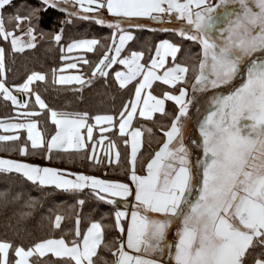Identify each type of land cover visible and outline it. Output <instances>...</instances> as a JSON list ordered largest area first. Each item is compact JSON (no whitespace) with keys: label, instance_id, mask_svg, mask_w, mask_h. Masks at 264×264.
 <instances>
[{"label":"snow or ice","instance_id":"snow-or-ice-1","mask_svg":"<svg viewBox=\"0 0 264 264\" xmlns=\"http://www.w3.org/2000/svg\"><path fill=\"white\" fill-rule=\"evenodd\" d=\"M12 3L13 0H0V42L10 43L13 53L36 48L32 20L39 19V10H30L27 15L9 14L6 22L4 9ZM41 3L53 8L58 3L71 4L78 7L79 12L68 8L61 11L78 16L80 12L94 13L103 8L111 16L125 20L148 18L163 23V17L167 16V22L171 23L175 16L177 21H184L185 26L160 30L175 31L182 39L198 43L200 59L191 68L194 81L191 84L193 95L189 97L184 85L188 83L190 69L177 62L181 52L179 44L162 41L147 64L142 63L144 53L140 51L121 58L126 43L134 37L121 27L120 20L106 22L103 18L80 16L113 29L111 44L92 68L90 77L57 75L54 69L52 82L75 83L81 87L74 91H81L95 78H107V69L114 64L124 66L126 71L115 72L119 87L123 89L136 82L134 99L123 105L118 121L119 135L130 136V141L125 139L124 143H130L131 147L128 161L131 185L83 174L69 173L67 175L75 176L69 179L61 170L6 158H0V174L17 173L41 188L54 187L65 192L91 189L93 195L108 204H116V200L108 197L124 201L134 197L135 203L128 202L125 210L115 211V230L120 237L113 245L105 242L104 225L93 221L82 232L77 216L70 242L63 237L49 238L25 248L22 244L14 245L11 240L0 239V264H42V260L33 262L31 258H43L49 253L65 264H108L99 254L101 248L111 253L114 258L111 264H249L252 250L264 249V0H216L215 3L212 0H41ZM232 4H238L239 11L230 8ZM52 39L59 44L61 33L54 34ZM99 45L97 39H84L69 44L66 51L94 52ZM5 55V48L0 47V98L25 111L17 114V119L22 118L24 122L0 121V129L13 133L26 130L33 149L46 146L49 152L53 149L67 152L85 148L80 130L86 128L91 140L94 127L88 123V113L58 112L49 108L31 87L36 82L47 81L41 72L33 71L22 84L8 87ZM168 57H171V66H167ZM61 59L72 57L62 56ZM80 62L90 63L83 58ZM76 68L77 63H68L59 71ZM155 82L170 89L178 88V94L168 90L163 91L162 97L153 94ZM14 91L29 99L20 101ZM196 93L211 95L208 107L198 120L199 138L192 140L199 150L193 166L189 148L184 143L183 128ZM32 96L40 111L27 110ZM166 101L174 102L178 111L170 126L160 129L163 142L144 166V174H138L136 165L143 147L142 138L145 132L151 136L153 129L135 128L133 120L137 113L145 120H153L155 113L171 115L166 110ZM44 111L50 114L51 123L55 125V134L47 141L37 130L38 121L30 119ZM93 119L96 125L110 126L102 128V133L116 127V118L112 115H96ZM20 139L18 134L0 135V142ZM105 139L107 137L102 136L100 143ZM109 148L116 149V144L110 142ZM19 154H28L26 144L19 148ZM106 155L109 163L119 164L118 150L115 160L110 153ZM89 159L100 162L95 155ZM7 196V192H0V197L7 199ZM77 203L82 206L85 201L80 199ZM25 207L31 209L34 203H27ZM20 215L26 217L30 212ZM63 220V216L56 215L54 227L59 229ZM174 226L175 235L169 239ZM252 264H264V251L254 257Z\"/></svg>","mask_w":264,"mask_h":264},{"label":"trees","instance_id":"trees-1","mask_svg":"<svg viewBox=\"0 0 264 264\" xmlns=\"http://www.w3.org/2000/svg\"><path fill=\"white\" fill-rule=\"evenodd\" d=\"M38 9L39 19L33 18L32 25L37 34L41 35L36 48L26 50L22 53L11 51L9 43L0 42V47L5 48V66L6 85L14 88L20 85L27 78V75L33 71L41 72L46 75L47 81L37 83L33 90L38 92L49 108L58 112L67 113H88V121H92L96 115H112L116 118V126L119 121V112L123 105L133 98L135 84L128 85L126 88H120L115 79L114 73L116 66L107 69L109 76L107 78L97 77L90 85H85L81 91L74 89L81 86H58L52 82L53 70L59 69L63 61L61 59V47L71 41L80 39H97L100 45L94 52L86 53L85 58L90 61L89 64L82 66V70L91 76L92 68L98 62L103 52L111 44L112 30L100 26L92 20H85L71 17L63 12L53 8L45 7L37 0H14L4 9V16L7 22V16L19 12L20 15H27L30 10ZM12 27V25H8ZM62 30V32H61ZM61 33L62 39L57 44L52 36ZM134 38L126 47L124 54L132 51L144 53L142 63L147 64L153 56L156 44L159 41L168 40L181 46V52L178 54L177 62L189 66L188 83L189 86L194 79L191 71L193 64H198L201 48L198 43L184 40L175 32L133 30ZM164 90L175 91L162 85L153 86V93L161 95ZM196 100L190 108L191 131L189 133L188 147L196 161L199 150L192 140L199 138L197 124L204 110L208 107V97L211 93H196ZM199 109V112L197 111ZM166 110L171 115H156L153 120L143 121L136 118L133 121L134 127L152 128L153 134L149 136L147 132L143 136V147L138 156L137 165L144 169L147 161L163 142L162 127H169L171 119L178 111L172 103H166ZM15 117V110L9 103L0 98V121H10ZM50 114L44 111L42 115L33 117L38 121V128L47 141L54 133V125L50 122ZM18 141L0 142V156L20 158L24 160L45 162V149L36 151L27 149L28 154L21 156L19 148L25 144L23 132ZM120 152V162L114 167H110L108 174L112 177H124L128 171V147L124 143L125 137L117 133L116 127L108 134ZM36 154V155H35ZM202 155V153H200ZM49 164L56 167L81 171L86 173H98L103 167L93 164L88 160V150L80 152H54L49 155ZM0 192H7V199L0 197V239L13 241L14 245L22 244L25 248L35 242L44 239L65 238L71 241L74 237L77 216L80 218V229L85 231L91 222H100L105 226V242L113 245L118 231L115 230V211L118 206L105 203L99 200L93 192L85 189L83 192H65L54 187L41 188L33 184L18 174H0ZM19 197L14 199V197ZM83 199L85 203L81 206L77 203ZM27 203H34L31 209L26 208ZM7 204V206H5ZM21 212H30L29 216L23 217ZM56 215L64 217L59 229L54 227ZM264 251V249L255 248L252 255L249 256V264H252L254 257ZM99 254L108 260L111 264L114 259L111 253L104 248L99 250ZM14 259V256H10ZM38 259L42 264H65V261L51 256L43 258H32L33 262Z\"/></svg>","mask_w":264,"mask_h":264},{"label":"crops","instance_id":"crops-1","mask_svg":"<svg viewBox=\"0 0 264 264\" xmlns=\"http://www.w3.org/2000/svg\"><path fill=\"white\" fill-rule=\"evenodd\" d=\"M14 1V0H13ZM39 2H41V0H37ZM213 3L216 2V0H212ZM45 6V5H44ZM45 7H48V6H45ZM95 7V6H94ZM48 8H53V7H48ZM62 8H68L70 9L71 11H76V12H79V8L78 7H75L71 4H64V3H58V6H57V11H60V12H63L67 15H69L68 13L64 12V11H61ZM82 15H88L90 17H97V18H103L106 22H115L116 20H120L121 22V27L126 31L128 32L129 34H131L133 37H134V34H133V30H149V31H162L160 29H176L177 27L176 26H185V25H181V23H185L184 21H177L175 19V16L172 17V22L171 23H168V19L169 17L167 16H164L163 17V20L164 22L163 23H160V22H155L151 19H148V18H131L130 20H125L124 18L122 17H114V16H111L108 12H107V9L106 8H103V9H100L98 10L97 12H94V13H82L80 12V16ZM71 17H75V18H80V16L78 15H69ZM81 19V18H80ZM89 20H92L95 22L94 19H89ZM180 23V24H178ZM97 24V23H96ZM100 25V24H98ZM132 25H141L143 27H134ZM102 26V25H100ZM175 26V27H174ZM25 28L27 27V25L24 26ZM103 27H107L106 25H103ZM109 28V27H107ZM111 29V28H110ZM112 30V33H113V29ZM165 32V31H163ZM167 32V31H166ZM168 32H175V31H168ZM176 33V32H175ZM36 36H37V43L40 41L41 39V35L35 33ZM17 35H21V32H17ZM27 39V37H25V40ZM80 40H84V39H80ZM75 41H79V40H75ZM132 41V40H131ZM131 41H128L124 47V50L122 51V54H121V58L125 57V56H129L131 54L128 53V54H124V51L126 49V47L128 46V44L131 42ZM74 41H71L69 42L68 44L64 45L61 47V52H62V55L63 56H68V57H72V59H68V60H62L63 63L62 65L59 67L58 71H57V75H83L85 78L87 77H90L86 72H84L82 70V66H84L85 64H83L82 62H80V58H83V59H86L85 58V54L86 53H91V52H85L83 50H74L73 52L71 53H68L66 51L67 49V46L71 43H73ZM117 42H118V36H117ZM162 41H159L156 46H155V49H154V53H153V56H155L156 54V47L157 45H159ZM10 44V43H9ZM62 49H64V51H62ZM26 50H30V49H26ZM25 50V51H26ZM152 56V57H153ZM178 57V56H177ZM167 66H171L172 64V61H171V57H168L167 58ZM68 63H77V68L76 69H66L64 72H60L59 70L61 68H65L66 64ZM179 63V62H178ZM113 66H116L117 67V71H126V69L124 68L123 65H120V64H114ZM114 79H115V73H114ZM52 81H53V76H52ZM116 81V79H115ZM194 81V79H193ZM193 81H191V83L189 84V86H185L188 88V95L189 97H192L193 93L191 91V84L193 83ZM135 82V81H134ZM37 83H41V82H36L34 83L31 87L33 88V86ZM117 85L119 86L118 82L116 81ZM156 84H159V85H162L164 87H167L166 85H163L161 84L160 82H155L154 85ZM55 85H58V86H80L78 84H65V85H60V84H55ZM153 85V86H154ZM170 89V88H169ZM175 92L176 94H178V88L177 90L173 91ZM14 95H16L18 97V99L20 101H25V100H28L29 97L26 96L25 94L23 93H20V92H13ZM154 94V93H153ZM157 96H161L162 97V94L161 95H158V94H155ZM134 99V95H133V98ZM9 103L11 104V102L9 101ZM166 103H172L175 107L176 105L174 104V102L172 101H166ZM11 106L14 108L15 110V117L13 119H11L10 121H3L5 123H10V122H24L22 118H19L17 119V114L20 113V112H23L25 111V109H20V108H17V107H14L12 104ZM177 108V107H176ZM27 110H35V111H40L38 105L35 104V97L32 96L31 97V100H30V103H29V108ZM178 110V109H177ZM160 113H155L154 114V117L156 115H159ZM33 117H31L30 119H32ZM50 118V117H49ZM138 118L140 120H143V121H147L141 117H139L138 113L137 115L135 116L134 120ZM133 120V121H134ZM50 122H51V119H50ZM88 123L90 125H93V136H92V139L91 140H88V137H87V129L86 128H83L81 129V135L84 137L85 139V148L79 150V151H76V150H70V151H67V152H80V151H85V150H88V160L90 162H92L93 164H97L98 166H101L103 167V170L101 172H98V173H86V172H81V171H75V170H71V169H65V168H61V167H56L54 165H51L49 164L47 161L49 160V155L51 153H54V152H65L63 150H59V149H53L51 152L48 151L47 147L45 146L44 149H45V162L46 163H40L38 161H31L30 159L29 160H24V159H20V158H14V157H6V156H0V158H6V159H12V160H16V161H19V162H22V163H27V164H31V165H36V166H40V167H48V168H53V169H58V170H61L62 172H64L66 174V177L69 178V179H75V176L74 175H67L69 173H72V174H83V175H87V176H93V177H96L98 179H102V180H107V181H112V182H121V183H128L131 185V181L129 180V175H130V165L128 163V171L126 172L125 176L124 177H112L108 174V171H109V168L110 167H114L117 163L113 162V163H109V156L106 155V152L110 153L113 160H115V152L117 151V148L116 149H110L109 148V144L110 142H113L111 139H109L108 137V133L110 132H104L102 133L101 132V129L104 128V127H110L109 125H105V124H101V125H96L95 123V120L93 119L92 121H88ZM134 127V126H133ZM135 128H138V127H135ZM116 129H117V133L119 134V125L117 124L116 126ZM37 130H39L38 126H37ZM113 130V129H112ZM191 131V121H190V118H188L187 120L184 121V128H183V135H184V143L185 145L188 147V139H189V133ZM21 132H23V139L25 141V144L27 145V149L29 150H38V149H42V148H37V149H33L31 147V142L27 140V131L26 130H20L18 133H13V132H5L3 129H0V135H13V134H18L20 135L21 137ZM55 134V125H54V133L52 135ZM102 136H106L107 139L103 140V143L101 144L100 141H101V138ZM51 138V137H50ZM49 138V139H50ZM126 139H128L130 141V136H125ZM48 139V140H49ZM143 139V138H142ZM10 142V141H8ZM24 144V145H25ZM93 146H95V151L93 152ZM128 147V156H127V159L129 161V158H130V153H131V147H130V143L127 145ZM189 148V147H188ZM159 149V148H158ZM157 149V150H158ZM156 150V151H157ZM190 151V149H189ZM155 153V152H154ZM190 154H191V160L193 162V166H195V160L193 159L194 156L192 154V152L190 151ZM36 155V154H35ZM95 155V157L100 161L99 163L96 162V160L94 159H89L90 156H93ZM139 156V155H138ZM138 161V160H137ZM136 168H137V173L138 174H144V169H141L140 168V165H136ZM14 174H17V173H14ZM20 175V174H18ZM22 176V175H20ZM23 177V176H22ZM25 178V177H23ZM26 179V178H25ZM27 180V179H26ZM30 182V181H29ZM32 183V182H31ZM38 185V184H36ZM39 186V185H38ZM134 187V186H133ZM59 190V189H58ZM87 190H90L92 191L91 189H87ZM100 195H107L105 193H100ZM110 199H114L116 200V204L115 206H118V209L119 210H125V205L126 203L128 202H131V203H135L134 201V197H129L128 198V201H124V200H121L119 197H108ZM128 210H129V213H130V204H129V207H128ZM129 218H130V215H129ZM90 226V225H89ZM88 226V227H89ZM125 227H126V223H125ZM87 229V228H86ZM86 231V230H85ZM175 235V226L170 230L169 232V239H172ZM120 237V233L118 232V235L116 236L115 240L118 239ZM167 251V250H165ZM46 256H51L53 257L50 253ZM34 258V257H32ZM31 258V259H32ZM38 258V257H37ZM53 258H56V257H53Z\"/></svg>","mask_w":264,"mask_h":264},{"label":"rangeland","instance_id":"rangeland-1","mask_svg":"<svg viewBox=\"0 0 264 264\" xmlns=\"http://www.w3.org/2000/svg\"><path fill=\"white\" fill-rule=\"evenodd\" d=\"M230 8H232V9H234V10H236V11H239V6H238V4H232V5H230ZM55 9H57V7H55ZM178 24H180V23H178ZM181 25H185V23H181ZM175 27V26H174ZM177 28H180L181 26H176ZM176 28V29H177Z\"/></svg>","mask_w":264,"mask_h":264}]
</instances>
